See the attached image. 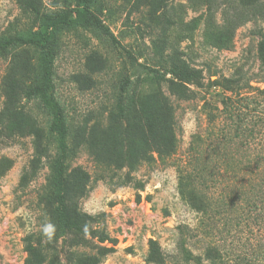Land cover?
<instances>
[{
    "label": "rangeland",
    "instance_id": "1",
    "mask_svg": "<svg viewBox=\"0 0 264 264\" xmlns=\"http://www.w3.org/2000/svg\"><path fill=\"white\" fill-rule=\"evenodd\" d=\"M35 2L48 7L63 4V0ZM100 8L124 48L83 28L66 33L55 83L71 128L74 151L68 171L80 167L86 176V193L74 197L72 204L96 215L90 226L103 228L111 240L101 241L85 228L65 229L57 221V206L46 200L56 188L62 160L57 136L48 138L51 117L37 101L24 97L29 81L11 84L14 55L0 53V264H27L25 237L41 233L46 221L56 225L51 242L62 264H76L103 246L112 251L101 264L262 259L264 164L255 173L243 156L233 168L224 163L219 181L208 193L205 190L211 197L207 195L211 203L207 212L182 198L178 174L191 159L194 137L212 133L204 104L218 102L223 94L209 81L240 77L264 88L258 57L264 0H167L160 7L148 0H104ZM38 27L28 0H0V38L17 32L25 35ZM224 31L229 37L226 44L217 42ZM125 49L135 54L134 65ZM167 59L200 70L204 86L189 84L194 92L180 97L163 84L174 107L177 150L167 157L151 153L150 159L134 166L128 143L141 137L143 121L139 115H111L119 81L141 65L164 68ZM156 88L143 83L140 89L144 94ZM255 152L253 146L249 155L254 158ZM182 241L190 258L181 251Z\"/></svg>",
    "mask_w": 264,
    "mask_h": 264
},
{
    "label": "trees",
    "instance_id": "2",
    "mask_svg": "<svg viewBox=\"0 0 264 264\" xmlns=\"http://www.w3.org/2000/svg\"><path fill=\"white\" fill-rule=\"evenodd\" d=\"M103 1L73 0L70 3L63 0L62 6L53 4L48 7L40 6L35 0H28L35 21L39 23L38 29L25 35L17 32L0 38V53L14 55L11 84L19 79L29 81L24 89V97L37 101L51 117L48 138L57 136L62 160L56 174V188L47 193L46 200L57 206V221L61 227L70 230H79L87 225L89 233L98 236L101 241H110V236L103 228L94 229L90 226L96 220V215L82 212L72 204L74 197L86 193V176L80 167L68 171V159L74 151L70 144L71 128L66 108L57 96L55 83L56 61L66 33L83 28L103 36L113 46H121V42L101 16ZM166 1L148 0V3L160 7ZM228 39V34L224 31L217 42L226 44ZM121 47L124 48L123 45ZM125 53L134 65L135 54L128 49H125ZM258 57L260 72L264 73V34L258 45ZM141 66L142 68H134L131 73L120 78L114 110L111 112L113 117L121 118L139 115L143 121L140 127L141 137L128 143L129 158L134 166L140 164L141 160L150 159L151 153L167 157L177 150L174 107L169 96L162 90L163 84H168L170 92L180 97H186L188 91L194 92L188 87L189 84L204 86L200 70L173 62V59H167L164 68L157 64ZM259 81L264 82V77ZM143 83L159 88L143 94L140 89ZM210 84L221 87L220 94H223L218 102L206 100L204 104L212 133L207 138H202L201 135L194 137L191 159L179 168L178 174V190L182 198L192 205H202L200 208L206 212L211 207L207 190L211 188V184L219 181L224 163L233 168L236 160L240 163L242 159L239 157L243 156L245 164L253 172L261 170L264 164V88L254 86L240 77L210 80L208 85ZM253 91L254 94H251ZM253 146L256 147L255 154L252 153L254 158L249 155ZM52 213L56 220V214ZM25 243L27 264H62L57 249L42 232L28 234ZM180 248L186 258L191 257L184 241L180 243ZM111 251L109 246L100 247L76 264H101ZM206 255L208 259L213 257L210 248ZM263 258L241 256L223 264H264Z\"/></svg>",
    "mask_w": 264,
    "mask_h": 264
},
{
    "label": "clouds",
    "instance_id": "3",
    "mask_svg": "<svg viewBox=\"0 0 264 264\" xmlns=\"http://www.w3.org/2000/svg\"><path fill=\"white\" fill-rule=\"evenodd\" d=\"M42 234L47 237L49 240H51L56 232V225L52 223L51 221H46L41 226ZM85 231H87V225H85Z\"/></svg>",
    "mask_w": 264,
    "mask_h": 264
}]
</instances>
